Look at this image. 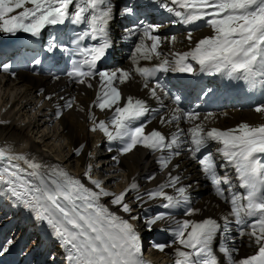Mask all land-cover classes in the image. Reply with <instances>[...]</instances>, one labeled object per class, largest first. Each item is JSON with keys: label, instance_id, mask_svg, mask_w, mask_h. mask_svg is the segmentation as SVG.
<instances>
[{"label": "snow or ice", "instance_id": "6c2138e0", "mask_svg": "<svg viewBox=\"0 0 264 264\" xmlns=\"http://www.w3.org/2000/svg\"><path fill=\"white\" fill-rule=\"evenodd\" d=\"M170 3L177 7L168 3H161L160 7L174 13L185 25L205 21L213 34L200 39L188 51L165 55L161 51L162 38L154 34L159 25L141 20L125 29L126 38H137L129 56L131 69L98 70V63L113 47L109 35L110 0H0V32L5 34L14 36L23 32L39 38L50 26L66 22L85 26L73 32L66 44L53 35L46 51L59 50L79 57L72 61L66 73L77 84L92 87L90 81L99 78L93 105L101 111H110L111 117L98 121L90 113V131H100L109 142H119L117 155L111 158L113 161L119 163L120 156L141 146L160 153L157 163L163 170L186 150L199 164L216 196L230 205L228 214L222 217L223 225L212 217L191 219L201 210L191 206L187 187L181 185L179 175L169 172L166 182L144 195L139 194V185L133 178L128 187L117 194L107 190L102 180L93 177L91 163L87 164L83 176L93 187L60 165H45L10 147H0V193L12 197L17 205L33 214L37 222L51 229L66 250L68 264H149L144 259L140 232L132 222L138 217L132 215L133 207L126 200L133 191L137 192L134 202H146V196L148 201L160 200V207L164 209L185 207L184 215L189 218L176 221L171 229V242L152 245L160 252L173 248L174 264H219L213 241L219 232L231 231V224L240 229L241 237H249L250 246L255 245L256 251L237 259L238 248L221 244L219 251L227 264H264V124L242 122L235 128L208 129L203 122L196 123L200 120L199 112L176 107L167 116L160 115L161 124H177V131L170 137L157 129L146 132L147 123H150L143 119L150 112L147 102L131 95L124 97L119 87L139 77L149 96L159 101L160 107L153 118L166 107L163 98L170 96L157 78L159 73L195 75L199 71L243 81L251 89L264 88V0H170ZM123 12L131 15L134 9L126 6ZM188 38L191 42V33ZM168 40L175 43L176 37ZM85 41L92 43L85 44ZM154 59L158 62L152 63ZM142 61L148 63L142 64ZM3 70L9 69L4 67ZM154 80L155 83H151ZM171 99L173 104L179 105V95ZM74 102L73 98L64 107L72 108ZM254 111L264 114V104L257 105ZM60 115L57 111V118ZM213 116L208 113L204 120ZM182 117L192 125L187 130L179 127ZM211 142L218 145L216 154L233 169L235 184L233 177L219 174L214 154L204 151ZM83 149L84 145H80L75 154L79 156ZM88 156L91 159L92 154ZM147 179L151 181L155 177ZM169 188L174 194L166 191ZM104 197H110V204L129 218L112 211L102 202ZM169 215L157 213L147 218L145 225L151 230ZM248 218H253L251 223ZM7 251L4 247L0 255Z\"/></svg>", "mask_w": 264, "mask_h": 264}, {"label": "bare ground", "instance_id": "6f19581e", "mask_svg": "<svg viewBox=\"0 0 264 264\" xmlns=\"http://www.w3.org/2000/svg\"><path fill=\"white\" fill-rule=\"evenodd\" d=\"M152 24L154 25L153 22ZM179 25L180 27H178L177 30L181 31V33L175 36V43L169 42L168 38L172 37L171 35L159 34L163 41L161 51L165 55H169L172 52L188 51L190 48L194 47L195 43L200 39L213 34L210 27L199 32H194L193 30L186 32L187 26H195V24L185 25L179 22ZM171 26L172 25H168L167 27L170 29ZM49 31V27L46 28L39 38L31 37L29 34L23 32H19L14 36L0 32L7 42L13 44L20 51L18 60L14 62V73L17 79L13 82L5 83V85L0 82V86H3V88L0 89V147H10L12 151L26 154L30 159H35L37 162L45 165H60L69 172L62 163V161L68 158V155L67 157H62V153H64L62 148L58 147L56 150L51 145L47 144V141L53 139L48 138L51 136V131L49 133H44L47 128L45 126H47L48 123L50 124V122H52L51 124L55 122L53 124L54 126H52V136L57 139L56 143L63 142L65 144V149H67V153L70 154L66 162L74 159V162L77 163V167L79 166V168H76L75 173L72 172L74 174L71 172L69 173L74 177L80 178L87 186L93 187L83 176L87 164L89 161L92 164L94 159L93 156L91 159H89L88 156V153H90V144H97L100 138H103L111 148L110 159L112 156L117 155V149L120 147V144L119 142H109L100 131H90L92 122L89 119V114H94L99 121L110 119L111 112L108 110L101 111L98 107L93 105V101L96 99V94L99 90L98 77L91 80L90 83L92 87H88L86 84L74 83V80L67 81L61 77L57 78L51 75L50 64L38 57V53L44 48L45 44H48L46 43L45 37ZM189 33H191V42L188 38ZM37 60L39 63H35ZM155 62L157 63L158 61L155 60ZM3 65L4 64L0 62V69L3 68ZM131 67V63L128 60L121 61L120 67L118 68L131 69ZM8 71L4 72L7 73ZM173 73L174 72H169L170 75ZM205 80L207 86L213 89V93L210 97L214 98L216 101L213 120L212 117L208 120H204L203 116L207 115L208 112L206 114L202 106L193 105L191 99L183 102L184 107L189 108L190 111L200 113V120L196 121V123L203 122L208 129L215 127L222 130L235 128L242 122H247L251 125L264 124V114L246 108L241 105L239 101L233 104V97L237 94L234 80H229L220 75H214L213 77L206 76ZM13 83L14 85L12 87ZM8 85H10L11 88ZM6 87L7 90L4 92L3 90H5ZM119 87L124 97L131 95L147 102L150 112L143 119L145 122L150 121V123H147V127L145 128L146 132L157 129L170 137L177 131L176 123L161 124L160 115H158L157 118L150 119L151 113L154 112L156 107L160 106V104L159 101L149 96L148 90L143 88V83L139 77H135L128 83L119 85ZM73 98L75 101L73 107L65 108L64 105ZM163 99L166 105L165 108H168V110L161 115L167 116L173 107L168 105L166 98ZM33 101L37 108H32ZM205 103L208 104L209 102L205 100ZM220 103H224L229 107L224 112H221L219 109ZM42 107H45L43 116L40 115L39 111ZM5 109L7 110L4 112ZM36 109L38 111H36ZM181 110L183 111V109ZM57 111L61 112L59 118L56 116ZM45 117L48 119V123L45 121ZM27 119L29 120L27 121ZM178 123L179 127L185 130L192 126L190 123L185 122L183 117ZM43 127H45L44 130L40 131ZM35 132L36 134L40 133L42 135L40 137V139L44 141L42 145L37 141ZM95 133H97L98 136H95ZM80 145H84V149L81 154L77 156L75 154V149L79 148ZM97 146L98 145H96V147ZM211 146H214L216 151L218 145L215 142H211L205 150H209ZM96 147L94 148L95 151ZM50 151H60V154L52 156ZM159 156V152L153 153L148 149L138 146L127 155L120 156L119 163L111 159L114 163L113 167L119 165L123 173L121 178L122 183L118 187L116 186L117 189L115 188L116 190L114 192L118 194L123 191L132 182L133 178H135L136 183L139 185V194L144 195L147 191L166 182L168 173L171 172L172 175H179L181 177V185L187 187V194L190 198L191 206L201 210L200 213L197 214V217L194 216L191 217V219L202 220L206 217H212L223 225L224 222L222 217L228 214L230 205L216 196L213 186H210L208 180L200 171L199 164L190 158L189 153L183 150L181 155L175 157L172 164L169 165L167 169L163 170L160 169L157 163ZM219 160L224 162L221 157H219ZM175 165H179V167L177 168ZM21 166L26 167V165L22 163ZM218 169H220L218 172L221 176L227 174L233 177V183H236L233 169L227 167L225 162L221 168L219 167ZM149 176H154L155 179L149 181L147 179ZM166 191H168L169 194H174L171 188L166 189ZM136 195L137 192L133 191L126 197V200L131 205L136 204L137 209L133 208L132 215L137 216L140 212L139 215L141 220L137 228L139 232L148 229L146 225H144L145 220L157 213L167 212L176 214L185 211L184 206L164 209L160 207L162 203L160 200L148 201L146 196V202H134ZM110 200V197L102 198V202L109 206L112 211L123 215L125 218H129L127 214L120 213L116 206L111 205ZM144 208L150 210L148 215H143L142 211ZM138 209H140L139 212ZM0 211V227H7L0 231V239L6 236V232L10 229V224L16 221L19 222L18 227L24 226L21 235L28 233L32 228L42 226L41 222H37L34 219L33 214L22 206L19 207L12 197L3 193H0ZM199 215H203L204 217H199ZM252 219L253 218H248L249 223H251ZM170 220L171 219L168 218L157 222L155 224L157 227L155 228L154 226L151 230L153 231L154 228L159 230L160 227L169 225ZM132 222L134 223V221ZM44 226L47 225L44 223ZM229 227L233 229L231 235L239 234L237 237L231 239V241L238 242L239 253L236 255V258L239 259L254 254L256 247L255 245L250 246L249 237L247 235L241 237L240 229L235 224H231ZM166 231L171 233V228L167 226ZM227 234L228 233L223 232V239ZM161 236V233H155L153 238L158 239L161 238ZM48 239H52V242H59L54 236ZM48 246H50V243L45 241L43 251H48L51 248H48ZM10 248L12 250L15 247L12 245ZM40 248L42 249V247ZM13 250L10 254H12ZM213 250L215 254L218 253V255H220L219 251H216L214 248ZM153 252L154 254L152 256L155 260H158L157 262L174 264L173 248H166L164 252L155 249Z\"/></svg>", "mask_w": 264, "mask_h": 264}, {"label": "rangeland", "instance_id": "374dc122", "mask_svg": "<svg viewBox=\"0 0 264 264\" xmlns=\"http://www.w3.org/2000/svg\"><path fill=\"white\" fill-rule=\"evenodd\" d=\"M5 85V84H4ZM13 85H14V83L12 84V87H13ZM10 88H11V86L10 85H8ZM1 88H3V86L1 85L0 86V89ZM6 90H7V87H6V89L5 90H3L4 92H6ZM29 119H27V121H28ZM42 125V124H41ZM54 126V125H53ZM45 127H47L46 129H45V131H48V132H45L44 131V133H49L50 131H51V136H49L48 138H50V139H53V140H49V141H47V144H49V145H51L52 147H54L56 150L58 149V147L59 148H62V150L64 151V153H62V157L63 156H65V157H67V155H68V158H69V156H70V154H68L67 153V149H65L66 148V146H65V144L63 143V142H59V143H56L57 142V139H55L52 135H53V127H50V126H45ZM45 127H43V128H41V130L40 131H43L44 130V128ZM55 128V127H54ZM57 128H59V127H57ZM38 132V131H37ZM42 135L39 133V134H36V132H35V137H36V139H37V141L38 142H40L41 143V145L43 144V142L44 141H42V139H40V137H41ZM95 136H98V134L97 133H95ZM47 139V138H46ZM103 138H100V140L99 141H101ZM95 140V139H94ZM104 140V139H103ZM51 142V143H50ZM104 141H101V142H99V143H97V144H90V150H91V154H92V149H94L95 147H96V145H98L97 147H96V153L95 154H97V156L98 157H102V156H104L105 154H107V151H106V148H105V145H104V143H103ZM53 144V145H52ZM56 145V146H55ZM44 146H45V143H44ZM51 152V151H50ZM52 153V156H55L56 154H60V151L58 152H56V151H53V152H51ZM54 153V154H53ZM68 158H66L64 161H62V163H63V165L69 170V172H74L75 173V171H76V168H79V166L77 167V163H75L74 162V159H72L71 161H69V162H66L67 161V159ZM104 161V160H103ZM105 167H107V166H105ZM108 169H109V167H107ZM120 172H121V170H120ZM74 173H72V174H74ZM122 172L120 173V177L122 178ZM120 177H118V179L117 180H119L120 179ZM117 182H119V181H115V182H112V183H109L108 184V187L106 188L107 190H109V191H115V188H116V186L118 185L117 184ZM117 184V185H116ZM1 212V211H0ZM204 217L203 215H199V217ZM5 220V219H4ZM4 220H2V221H4ZM18 224H19V222H18ZM5 227V226H4ZM20 227V226H19ZM5 228H7V227H5ZM54 242H56L57 243V241H54ZM53 243V242H52ZM59 243V242H58ZM60 244V243H59ZM35 246H37V245H39V247H42V249H43V245H44V243H40V244H37V243H35L34 244ZM51 247V245L50 246H48V248H50ZM58 248V247H57ZM54 259H57V256H55V258Z\"/></svg>", "mask_w": 264, "mask_h": 264}]
</instances>
